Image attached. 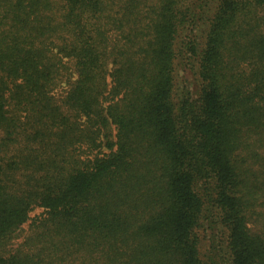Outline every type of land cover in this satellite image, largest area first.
Here are the masks:
<instances>
[{
    "label": "trees",
    "instance_id": "1",
    "mask_svg": "<svg viewBox=\"0 0 264 264\" xmlns=\"http://www.w3.org/2000/svg\"><path fill=\"white\" fill-rule=\"evenodd\" d=\"M0 264H264V0H0Z\"/></svg>",
    "mask_w": 264,
    "mask_h": 264
},
{
    "label": "rangeland",
    "instance_id": "2",
    "mask_svg": "<svg viewBox=\"0 0 264 264\" xmlns=\"http://www.w3.org/2000/svg\"><path fill=\"white\" fill-rule=\"evenodd\" d=\"M40 213V209H35L32 213H31V215H35V214H39ZM26 226V225H25ZM26 228V227H25ZM19 234L17 235V237L13 240V246H14V244H16V243H18V242H20L21 241V236H22V234L24 233V232H18Z\"/></svg>",
    "mask_w": 264,
    "mask_h": 264
}]
</instances>
